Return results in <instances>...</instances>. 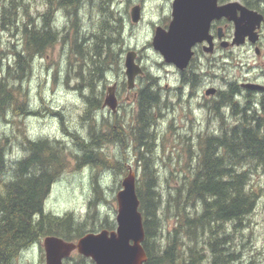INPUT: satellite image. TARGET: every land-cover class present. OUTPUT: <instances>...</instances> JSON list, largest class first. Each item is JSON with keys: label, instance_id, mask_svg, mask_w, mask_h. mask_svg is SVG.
Instances as JSON below:
<instances>
[{"label": "trees", "instance_id": "trees-1", "mask_svg": "<svg viewBox=\"0 0 264 264\" xmlns=\"http://www.w3.org/2000/svg\"><path fill=\"white\" fill-rule=\"evenodd\" d=\"M35 1L43 8L38 16L31 13L32 0H0V29L16 30L20 36L14 60L0 67V116L20 117L34 112L29 109L22 83L30 77L37 56L47 54L60 41L67 42L69 55L75 59V63L70 59L69 65L78 64L74 74L79 89L85 86L91 91L85 95L83 111V118L89 123L90 139L85 142L73 133L78 140L76 144L84 151L78 157V164L110 166L103 152L93 149L101 143L119 142L125 153L126 147L132 152L140 167L137 194L144 219L145 264H234L239 256L229 245L234 242V232L244 228V220L257 204L252 175L259 168L264 170L262 120L254 118V123L243 120L223 134H201L195 164L186 167L174 185L161 187L156 154L155 109L160 106L157 93L148 94L149 89L145 88L147 93L142 94L135 121L129 125L131 130L120 125L97 130L94 112L102 103L95 91L96 75L103 74L111 65L119 66L120 50L111 44L116 36L107 34V20L101 21L98 31L82 30L78 11L84 0ZM59 11L69 18L63 36L57 24ZM213 111L220 115L219 106ZM20 142L25 154L10 162L6 143L0 140V264H15L24 249L46 236L74 241L89 231H97V205L106 200L101 182L95 177L89 225L87 218L78 219L70 212L58 215L46 211L51 187L70 164L69 158L59 142L33 140L26 134ZM115 162V173L128 171L125 162L119 159ZM99 221L100 229L115 227L107 217ZM79 257L81 260L76 262L70 257L64 264H83L87 259L81 254Z\"/></svg>", "mask_w": 264, "mask_h": 264}, {"label": "rangeland", "instance_id": "rangeland-1", "mask_svg": "<svg viewBox=\"0 0 264 264\" xmlns=\"http://www.w3.org/2000/svg\"><path fill=\"white\" fill-rule=\"evenodd\" d=\"M32 2L34 6L31 13L38 16V11L43 8L35 0ZM172 4L173 0H84L78 11L80 25L86 32L98 31L101 21L107 20L108 26L105 29L108 31L107 34L116 36L115 40L111 39L112 47L124 53L121 55L118 67L105 66L104 73L96 75L95 91L102 103V107L94 112L97 130L105 131L115 125L131 130L129 125L135 121L138 107L128 108L130 106L126 103L125 97L122 98L123 104L118 112H113L109 106L103 107L108 87L125 79L127 54L125 52L128 48L129 51L139 52L143 57V65L148 67L150 74L161 76L160 82L163 86L170 84L169 89L164 88L167 95L155 109L157 115L155 129L158 136L157 167L163 188L169 184L174 185L181 179L186 167L191 168L195 164L198 140L202 138V132L215 128L218 123L217 118L200 106L203 103L200 100L204 95L203 87L198 89L197 96L193 95L190 98L188 93L192 89V93L196 94V89L185 86L186 93L181 98V94L171 86L179 84L174 67L168 62L161 64L164 58L153 46L156 28L165 25L171 19ZM135 5H142V17L139 22H133L131 17V9ZM68 23L69 18L66 13L59 11L57 24L61 36L66 33ZM110 29L113 31L110 32ZM19 45L20 36L16 30L0 29V67L14 60V50ZM71 55H69L68 43L60 41L50 48L47 54L35 58L30 77L22 83L29 109L34 112L20 117L12 114H8V118L0 116V140L6 143L10 162L25 154L20 142L24 134L33 140L49 139L59 142L70 164L53 183L45 202L46 211L58 215L70 212L78 219L87 218L89 225L91 220V216L88 215L89 203L93 197V182L97 177L103 187L106 200L102 199L98 202L99 219L95 218V227L100 231L102 228L100 229L99 220L107 217L109 222L115 224L113 229H116L117 192L122 187V180L129 173V168L132 167L138 174L140 167L133 159L132 152L126 147L125 153L119 142L101 143L100 146L95 145L93 148L95 151L103 152V157L110 166L102 163L93 166L78 164V157L84 151L76 144L78 140H75L73 133L85 139V142L90 139L89 123L83 118V111L86 105L85 95L91 94V91L85 86L79 89L74 74V69L78 70V64L69 65L70 59L75 63L74 56ZM246 58H249L248 61L252 59L251 55ZM235 70L238 69L229 68L232 74ZM207 81L212 82V79ZM213 82L220 86L222 79H215ZM189 150L192 152L190 153ZM116 159L125 162L128 166L126 173H115ZM252 183L258 193V200L253 212L244 220V228L233 234L234 242L229 247L236 250L235 253L237 252L239 256L234 264H264V170L262 168L254 172ZM44 238L24 249L16 258L15 264H46ZM79 254L74 251L71 254L72 260L75 262L81 260ZM86 258L83 264H96L91 258Z\"/></svg>", "mask_w": 264, "mask_h": 264}, {"label": "flooded vegetation", "instance_id": "flooded-vegetation-1", "mask_svg": "<svg viewBox=\"0 0 264 264\" xmlns=\"http://www.w3.org/2000/svg\"><path fill=\"white\" fill-rule=\"evenodd\" d=\"M228 2L238 4L235 20L225 15L214 17L205 39L193 45L187 66L181 68L168 63L174 67L179 83L171 86L181 94V98L186 93L185 86L196 89V94L192 93V89L188 93L190 98L197 96L199 88H204L200 106L217 118L218 123L215 128L206 129L202 134H223L228 127L247 119L254 123V118H260L264 124V0H218L217 5L223 6ZM171 19L160 26L167 29ZM129 50L125 53H129ZM158 54L163 55L160 52ZM119 55L124 53L121 51ZM248 55L252 57L250 61L246 58ZM135 61L141 66L142 72L135 76L133 84L129 83L125 73L126 80L113 83L107 89L106 96L116 105V111L113 112L119 111L123 97L130 106L128 108H139L143 92L147 93L146 89H149L148 94L157 93L159 103L167 95L164 88L169 89L170 84L163 86L160 75L150 74L139 52H136ZM165 63L164 60L161 64ZM232 67L238 69L234 74L229 71ZM220 78L221 85L217 86L213 81ZM210 79L212 82L207 81ZM105 99L103 107H108ZM228 99L230 102H227ZM217 106L220 115L213 111Z\"/></svg>", "mask_w": 264, "mask_h": 264}, {"label": "water", "instance_id": "water-1", "mask_svg": "<svg viewBox=\"0 0 264 264\" xmlns=\"http://www.w3.org/2000/svg\"><path fill=\"white\" fill-rule=\"evenodd\" d=\"M218 0H173L172 21L169 28L158 27L153 40L155 49L163 54L166 62L184 68L192 55V47L207 36L209 25L214 17L225 15L235 20L236 2L217 5ZM133 22L142 17L140 5L131 9ZM136 52L129 51L126 56V73L130 84L137 74L142 72L135 61ZM105 105L116 110L110 97ZM136 172L130 169L122 180L117 192V227L88 232L76 241H68L56 235L46 236L43 240L46 264H64V259L77 250L83 256L93 259L96 264H145L147 253L144 219L140 211V199L137 194Z\"/></svg>", "mask_w": 264, "mask_h": 264}, {"label": "bare ground", "instance_id": "bare-ground-1", "mask_svg": "<svg viewBox=\"0 0 264 264\" xmlns=\"http://www.w3.org/2000/svg\"><path fill=\"white\" fill-rule=\"evenodd\" d=\"M236 129H237V128H236ZM239 132H240V131H239ZM252 134H253V133H252ZM245 135H246V134H245ZM222 240H223V239H222ZM222 240H221V241H222ZM191 252H192V251H191Z\"/></svg>", "mask_w": 264, "mask_h": 264}]
</instances>
